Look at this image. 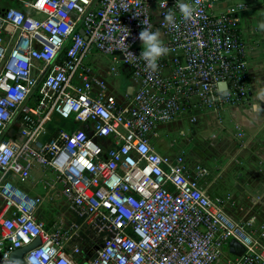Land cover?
I'll use <instances>...</instances> for the list:
<instances>
[{"label": "built area", "instance_id": "built-area-1", "mask_svg": "<svg viewBox=\"0 0 264 264\" xmlns=\"http://www.w3.org/2000/svg\"><path fill=\"white\" fill-rule=\"evenodd\" d=\"M17 1L0 11V264H19L12 252L37 237L25 264H264L257 216L235 219L212 198L206 165L183 166L152 141L180 118L248 99L243 5L216 12L222 0H188L185 18L176 0ZM144 19L166 46L155 67L139 56ZM97 54L119 63L109 74L130 65L131 93L110 92ZM34 167L71 199L68 226L39 216L43 199L6 177ZM232 239L245 250L232 252Z\"/></svg>", "mask_w": 264, "mask_h": 264}, {"label": "rangeland", "instance_id": "rangeland-1", "mask_svg": "<svg viewBox=\"0 0 264 264\" xmlns=\"http://www.w3.org/2000/svg\"><path fill=\"white\" fill-rule=\"evenodd\" d=\"M94 63L98 73L107 81L110 92L122 98L130 85L124 80L122 66L116 73L109 74L113 65L119 64L111 57L101 56ZM249 103L250 97L242 103H228L217 112L204 110L195 122L184 117L163 127L152 141L160 153L183 166L206 165L210 170V181H213L212 198L223 199L226 211L235 219L257 216L258 225L264 232V166L259 162L264 159V144L243 146L242 133L246 128L235 116ZM56 121L61 126H70H66V120ZM17 177L10 176L14 185L43 199L39 210L43 219L49 217L50 222L58 221L65 226L77 219L68 196L58 200L46 196L44 181L55 179L52 171L34 167L29 177Z\"/></svg>", "mask_w": 264, "mask_h": 264}, {"label": "crops", "instance_id": "crops-1", "mask_svg": "<svg viewBox=\"0 0 264 264\" xmlns=\"http://www.w3.org/2000/svg\"><path fill=\"white\" fill-rule=\"evenodd\" d=\"M237 2L243 5L240 32L245 43L248 62V97H250V103L249 105H244L242 109L237 111L235 116L246 128L242 133L245 140L243 146H247L248 143L258 145V143L261 142L264 144V29L259 27L260 23L264 21V0H222L220 3L216 4L214 11L221 12L227 5L236 4ZM12 5L21 6V3L17 0H0V9ZM101 56L109 58L107 55L97 54L91 59V63L97 72L98 69L94 61ZM122 65L123 63L120 66ZM163 127H161V129ZM182 132L184 133L183 130ZM259 162L264 166V159H260ZM15 177L18 179L17 176ZM46 182L47 181H44V186H47L46 196L52 200H58L64 197L61 195L62 188L60 184L56 183L53 188H50L47 184L45 185ZM53 203H55V201H53ZM48 218L46 220L50 222ZM89 255L90 254L85 252L84 258L89 257Z\"/></svg>", "mask_w": 264, "mask_h": 264}, {"label": "clouds", "instance_id": "clouds-1", "mask_svg": "<svg viewBox=\"0 0 264 264\" xmlns=\"http://www.w3.org/2000/svg\"><path fill=\"white\" fill-rule=\"evenodd\" d=\"M162 3L161 8L164 7ZM177 7L180 9L182 15L185 18L191 17L193 14V5L188 2V0H176ZM164 20L172 22L173 16L171 10L166 8L163 11ZM143 28L139 32V38L142 41L143 50L140 51L139 56L146 62L149 67H155L157 63V58L166 50V46L162 43V37L159 35L160 29L158 27H153L152 22H149L147 19L142 21ZM261 29H264V21L259 25ZM130 55L135 58L137 55L132 52L127 51V56ZM30 264H36L35 256L29 257Z\"/></svg>", "mask_w": 264, "mask_h": 264}, {"label": "water", "instance_id": "water-1", "mask_svg": "<svg viewBox=\"0 0 264 264\" xmlns=\"http://www.w3.org/2000/svg\"><path fill=\"white\" fill-rule=\"evenodd\" d=\"M0 11H3V8L0 9ZM80 32L84 35L85 38H87V35L85 34L84 29H80ZM120 53V52H118ZM122 71L126 72V73H130L132 74V68L130 67L129 64L125 63L122 65ZM219 87L221 89H225L227 87V83L226 81H220L218 83ZM133 91V85H129L128 86V92L131 93ZM19 127L18 123L14 124V128L17 129ZM12 130V129H11ZM90 133H92L91 130H89ZM94 140H96V138H94ZM11 176V172H7L6 173V177H10ZM40 243V238L37 237L32 243L23 246L21 248H18L16 250H14L11 254V259L17 261L19 264H25L24 261V254L26 252H28L30 249L34 248L35 246H37ZM230 247H231V251L234 253H241L245 250V247L243 245H241L236 239H232L230 242ZM92 258H94V256H92Z\"/></svg>", "mask_w": 264, "mask_h": 264}, {"label": "trees", "instance_id": "trees-1", "mask_svg": "<svg viewBox=\"0 0 264 264\" xmlns=\"http://www.w3.org/2000/svg\"><path fill=\"white\" fill-rule=\"evenodd\" d=\"M67 48H68V44L67 45H65V47L63 48V51H62V53H61V55L59 56V60H62L63 59V57H64V53H66V51H67ZM122 73H123V75H124V80H125V82H129V84H132V81H131V77H132V75L130 74V73H126V72H124V71H122ZM126 92H127V90H126ZM37 93H35L34 94V96H33V98H31V100H30V103L31 104H34L35 102H36V100H37ZM68 124L66 123V126H67ZM62 126H64V125H62ZM16 129L13 127L12 128V130H10L9 131V133H8V135L9 136H13V137H15L16 136Z\"/></svg>", "mask_w": 264, "mask_h": 264}]
</instances>
